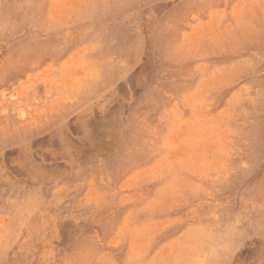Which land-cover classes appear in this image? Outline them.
<instances>
[{
	"label": "rangeland",
	"instance_id": "374dc122",
	"mask_svg": "<svg viewBox=\"0 0 264 264\" xmlns=\"http://www.w3.org/2000/svg\"><path fill=\"white\" fill-rule=\"evenodd\" d=\"M0 264H264V0H0Z\"/></svg>",
	"mask_w": 264,
	"mask_h": 264
},
{
	"label": "bare ground",
	"instance_id": "6f19581e",
	"mask_svg": "<svg viewBox=\"0 0 264 264\" xmlns=\"http://www.w3.org/2000/svg\"><path fill=\"white\" fill-rule=\"evenodd\" d=\"M184 147V146H183Z\"/></svg>",
	"mask_w": 264,
	"mask_h": 264
}]
</instances>
